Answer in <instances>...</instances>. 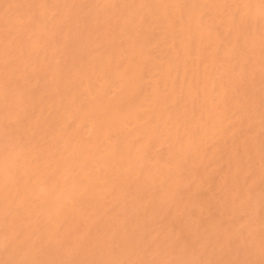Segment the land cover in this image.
Listing matches in <instances>:
<instances>
[{
    "label": "bare ground",
    "instance_id": "6f19581e",
    "mask_svg": "<svg viewBox=\"0 0 264 264\" xmlns=\"http://www.w3.org/2000/svg\"><path fill=\"white\" fill-rule=\"evenodd\" d=\"M259 4L0 0V264L262 259Z\"/></svg>",
    "mask_w": 264,
    "mask_h": 264
},
{
    "label": "snow or ice",
    "instance_id": "6c2138e0",
    "mask_svg": "<svg viewBox=\"0 0 264 264\" xmlns=\"http://www.w3.org/2000/svg\"><path fill=\"white\" fill-rule=\"evenodd\" d=\"M173 7H185V5H172ZM238 8H244L248 9L249 11L253 8L252 4H243V5H237ZM259 10H260V17L262 22H264V0H260L259 4ZM243 19V17H242ZM261 255L262 259L260 261H253V260H245V261H234L230 262V264H264V245H262L261 248ZM5 264H15V262H5ZM27 264V262H25ZM72 264H146V262L143 261H93V262H72ZM147 264H165V262H147ZM171 264H219V262H206V261H200V260H192V261H174L171 262Z\"/></svg>",
    "mask_w": 264,
    "mask_h": 264
}]
</instances>
